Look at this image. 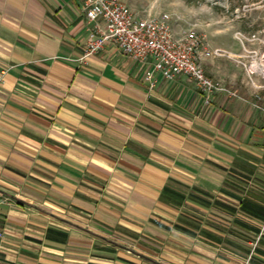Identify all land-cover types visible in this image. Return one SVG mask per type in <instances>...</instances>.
<instances>
[{
	"label": "crops",
	"instance_id": "0c3cea01",
	"mask_svg": "<svg viewBox=\"0 0 264 264\" xmlns=\"http://www.w3.org/2000/svg\"><path fill=\"white\" fill-rule=\"evenodd\" d=\"M83 6L0 0V264H264V224L239 210L248 190L264 197L257 112L226 93L206 104L187 76L150 88L113 44L81 60ZM228 54L202 65L237 93Z\"/></svg>",
	"mask_w": 264,
	"mask_h": 264
},
{
	"label": "rangeland",
	"instance_id": "374dc122",
	"mask_svg": "<svg viewBox=\"0 0 264 264\" xmlns=\"http://www.w3.org/2000/svg\"><path fill=\"white\" fill-rule=\"evenodd\" d=\"M120 1L138 17L151 16L167 21L176 34L196 32L205 36V48L208 50L221 48L226 55L234 53L230 68L243 81L236 96L232 97L240 99L248 110L254 109L258 114V128L264 129V0ZM254 140L259 145L264 141L259 137ZM229 165L230 170L235 172L227 174L231 178L238 174L246 177L245 172L252 174L242 164ZM252 176L264 183V171ZM254 237L255 234L249 239L231 234L235 242L244 245L254 241Z\"/></svg>",
	"mask_w": 264,
	"mask_h": 264
},
{
	"label": "built area",
	"instance_id": "2783aa9c",
	"mask_svg": "<svg viewBox=\"0 0 264 264\" xmlns=\"http://www.w3.org/2000/svg\"><path fill=\"white\" fill-rule=\"evenodd\" d=\"M83 9L92 26L88 29L81 60L113 44L132 60L148 65L145 79L150 82V88L155 87L154 75L158 73L167 81L187 76L204 94L206 104H210L217 93L236 96V92L206 74L202 58L221 57L227 53L221 48L206 49L205 36L196 32L176 35L167 21L151 16L138 17L120 0H84ZM3 75L0 70V83ZM3 237L0 223V246Z\"/></svg>",
	"mask_w": 264,
	"mask_h": 264
},
{
	"label": "trees",
	"instance_id": "16d2710c",
	"mask_svg": "<svg viewBox=\"0 0 264 264\" xmlns=\"http://www.w3.org/2000/svg\"><path fill=\"white\" fill-rule=\"evenodd\" d=\"M254 194H255V190H253V189L248 190V198H246L240 202L239 210L243 213L250 214L251 215L250 217L252 219H255V220L261 222L262 224H264V197L262 198V202L253 201L251 198H249V197H253V196H249V195H254ZM162 196H163V199L165 200L166 203H168L170 205H174L176 207H181L183 205V203L185 202V199H186V196L184 194L176 192L169 187H167L163 190ZM200 203L203 205L207 204L206 201H200ZM214 204H215V206L225 207L226 209H230L232 214L236 210L234 208V206H232V205L228 206L226 204L224 205V204H222V202L215 201ZM235 223H237L236 220H235ZM262 246H264V230L261 233V237L258 241V246H256L254 248V250L251 254V258H254L255 254L264 255V249L261 248ZM249 252L250 251L247 250V253H249Z\"/></svg>",
	"mask_w": 264,
	"mask_h": 264
}]
</instances>
